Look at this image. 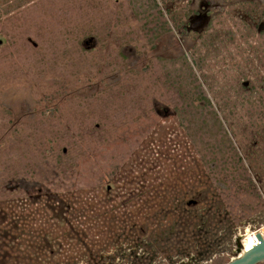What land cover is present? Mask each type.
Here are the masks:
<instances>
[{
	"label": "rangeland",
	"instance_id": "1",
	"mask_svg": "<svg viewBox=\"0 0 264 264\" xmlns=\"http://www.w3.org/2000/svg\"><path fill=\"white\" fill-rule=\"evenodd\" d=\"M4 1L0 202L95 195L130 172L180 174L192 155L236 229L230 244L196 264L237 256L246 230L264 223V0ZM197 85L203 109L194 110ZM190 113L198 122L215 113L222 126L191 134ZM83 259L77 264H94Z\"/></svg>",
	"mask_w": 264,
	"mask_h": 264
},
{
	"label": "trees",
	"instance_id": "2",
	"mask_svg": "<svg viewBox=\"0 0 264 264\" xmlns=\"http://www.w3.org/2000/svg\"><path fill=\"white\" fill-rule=\"evenodd\" d=\"M188 68L181 63L177 70L187 76ZM194 88L190 108L203 109L200 86ZM210 115L216 120L204 116L198 122L188 114L186 129L193 134L210 123L217 130L222 122ZM191 156L192 165L180 174L130 172L107 181L95 195L25 193L1 201L0 264H77L82 258L103 264L128 257L144 264L158 257L169 264L207 261L231 243L236 229L215 183L202 179ZM108 249L113 254L104 256Z\"/></svg>",
	"mask_w": 264,
	"mask_h": 264
},
{
	"label": "water",
	"instance_id": "3",
	"mask_svg": "<svg viewBox=\"0 0 264 264\" xmlns=\"http://www.w3.org/2000/svg\"><path fill=\"white\" fill-rule=\"evenodd\" d=\"M258 244L250 249H241L237 256L223 264H261L264 262V238L256 234Z\"/></svg>",
	"mask_w": 264,
	"mask_h": 264
},
{
	"label": "built area",
	"instance_id": "4",
	"mask_svg": "<svg viewBox=\"0 0 264 264\" xmlns=\"http://www.w3.org/2000/svg\"><path fill=\"white\" fill-rule=\"evenodd\" d=\"M247 231H249V236L251 238V246H250V248H251V247H253V246L258 244V241L256 240V237H255L256 234H259L262 238H264V223L260 227L254 228L252 230H246V232ZM246 232L242 236L243 239H242V242H240V244H241L240 250L244 249V241H245V238H246Z\"/></svg>",
	"mask_w": 264,
	"mask_h": 264
},
{
	"label": "flooded vegetation",
	"instance_id": "5",
	"mask_svg": "<svg viewBox=\"0 0 264 264\" xmlns=\"http://www.w3.org/2000/svg\"><path fill=\"white\" fill-rule=\"evenodd\" d=\"M194 16L196 17V18L194 19V26H195L199 21H198V18H197V14L194 15ZM262 22H263V23H261V24H262L261 29L257 30L258 34H260V33L264 34V15H263ZM181 26H182V25H178V27H181ZM184 26H185V31H187L186 28L189 27V26H188V23H185ZM182 27H183V26H182ZM194 31H195V30L193 29V32H194Z\"/></svg>",
	"mask_w": 264,
	"mask_h": 264
},
{
	"label": "bare ground",
	"instance_id": "6",
	"mask_svg": "<svg viewBox=\"0 0 264 264\" xmlns=\"http://www.w3.org/2000/svg\"><path fill=\"white\" fill-rule=\"evenodd\" d=\"M244 250H247L250 248L251 246V238L249 236V231L246 232V238H245V241H244Z\"/></svg>",
	"mask_w": 264,
	"mask_h": 264
}]
</instances>
